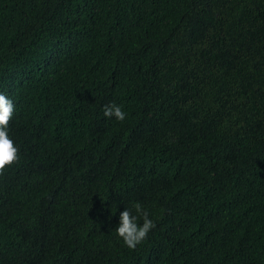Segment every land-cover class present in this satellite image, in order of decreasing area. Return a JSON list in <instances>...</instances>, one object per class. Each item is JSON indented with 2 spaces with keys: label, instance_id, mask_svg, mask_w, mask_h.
I'll list each match as a JSON object with an SVG mask.
<instances>
[{
  "label": "trees",
  "instance_id": "trees-1",
  "mask_svg": "<svg viewBox=\"0 0 264 264\" xmlns=\"http://www.w3.org/2000/svg\"><path fill=\"white\" fill-rule=\"evenodd\" d=\"M0 93V264H264V0H0Z\"/></svg>",
  "mask_w": 264,
  "mask_h": 264
},
{
  "label": "clouds",
  "instance_id": "clouds-1",
  "mask_svg": "<svg viewBox=\"0 0 264 264\" xmlns=\"http://www.w3.org/2000/svg\"><path fill=\"white\" fill-rule=\"evenodd\" d=\"M13 111V102L0 93V175L4 173L6 167L19 160L18 148L8 135V125ZM103 114L105 117H114L117 121L126 119V113L115 103L105 105ZM133 209L125 208L120 212L115 233L122 239L125 246L134 250L147 238L148 233L155 227V223L141 204H134Z\"/></svg>",
  "mask_w": 264,
  "mask_h": 264
}]
</instances>
